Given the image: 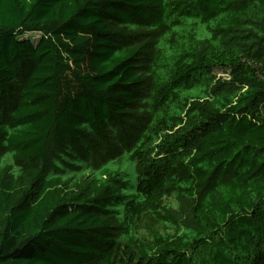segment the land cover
I'll return each mask as SVG.
<instances>
[{"label":"trees","instance_id":"1","mask_svg":"<svg viewBox=\"0 0 264 264\" xmlns=\"http://www.w3.org/2000/svg\"><path fill=\"white\" fill-rule=\"evenodd\" d=\"M0 264H264V0H0Z\"/></svg>","mask_w":264,"mask_h":264},{"label":"rangeland","instance_id":"2","mask_svg":"<svg viewBox=\"0 0 264 264\" xmlns=\"http://www.w3.org/2000/svg\"><path fill=\"white\" fill-rule=\"evenodd\" d=\"M195 31L199 32L200 37L205 36V31H206V26L205 25H200L198 24L197 26L193 27ZM40 35L37 33H29L25 34L24 36L21 37V39H28L30 40L33 44H36L39 40ZM218 78L220 77H226V75H222V71H216V74H214ZM17 88L13 91V102H11L9 99L5 98L2 103H3V108L9 110V107H11L15 102L17 98ZM143 229L147 233L150 229H157L156 222L150 217L146 216L143 221Z\"/></svg>","mask_w":264,"mask_h":264}]
</instances>
